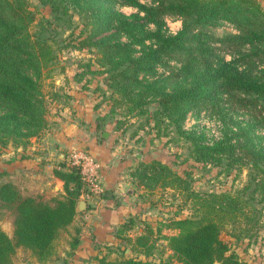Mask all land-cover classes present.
Returning a JSON list of instances; mask_svg holds the SVG:
<instances>
[{
	"label": "trees",
	"instance_id": "1",
	"mask_svg": "<svg viewBox=\"0 0 264 264\" xmlns=\"http://www.w3.org/2000/svg\"><path fill=\"white\" fill-rule=\"evenodd\" d=\"M56 15L77 16V46L93 47L102 67L105 84L117 98L115 104L144 113L150 100L156 120H167L192 145L195 160L249 167L247 183L233 191L190 193L198 210L188 218L172 221L176 233L167 237L166 249L178 264H244L229 253L220 238L229 231L235 239L255 233L264 200V145L255 129L264 124V11L255 0H40ZM122 7L134 11L123 14ZM178 18L181 28L166 34L163 20ZM68 18L67 22H70ZM33 19L24 0H0V143L22 147L44 125L41 100L42 69L53 61L47 41L28 34ZM226 24L235 33L221 38L211 29ZM224 55H228L226 60ZM178 63L177 67L170 62ZM158 67L166 76H156ZM30 71L29 72L26 71ZM150 80L142 81L146 75ZM205 110L222 122V139L204 144L195 130H183L189 112ZM246 116L241 123L238 115ZM53 174L62 181L63 194L50 202L21 196L11 183L0 184V209L13 213L12 236L0 229V264H13L17 247L29 250L38 262L55 254L59 233L78 214L75 206L84 191L79 174L64 164ZM138 185L151 187L159 180L187 191L183 177L159 162L130 172ZM253 187L250 192H247ZM104 196V192L100 195ZM133 221L126 219L114 235L137 252L150 255L154 239L150 227L134 239ZM71 247L78 243V229ZM124 252V250H122ZM87 264H173L122 257L117 261L95 258Z\"/></svg>",
	"mask_w": 264,
	"mask_h": 264
},
{
	"label": "rangeland",
	"instance_id": "2",
	"mask_svg": "<svg viewBox=\"0 0 264 264\" xmlns=\"http://www.w3.org/2000/svg\"><path fill=\"white\" fill-rule=\"evenodd\" d=\"M255 1L264 11V0ZM24 2L33 19L28 35L33 39H45L51 46L54 59L41 70L44 125L36 135L28 139L24 148L15 146L11 141L0 143V184H13L18 180V185H13L21 196H25L27 191L22 189L21 184L28 185V180L23 182L19 173L10 175L8 166L14 165L21 155H25V149L32 144L40 145L42 153L50 152L54 144V139L51 138L52 130L64 132L66 129L67 132L73 133L74 147L64 151L63 159L57 158L50 162L55 168H59V164H64L67 168V156L71 151L81 150L92 156L88 152L91 142L101 145L105 143L109 144L108 152L113 154L111 160L118 161L117 159L122 155L128 156L133 165L130 172L142 165L159 162L185 179L187 191L178 189L175 184H171L172 188L162 187L159 185L161 180L151 187L138 185V181L133 182L140 211L139 216L126 218L133 221L128 234L134 239L146 228L145 224L150 227L154 239L150 255L138 253L137 249L127 242H84L87 248L84 251L79 248L80 242H78L72 248V238L76 236L75 229L81 226L77 214L71 225L59 233L55 254L50 259L43 263L38 262L29 250L17 247L12 256L13 264H72L73 260L75 264H87L101 257L106 258L107 261L133 257L178 264L172 253L166 249L167 237L176 233L172 226L173 220L188 218L198 210L197 204L189 198L191 197L189 194L241 189L247 183L249 167L229 165L225 159L217 164L195 160L189 140L180 136L167 120L156 122L151 114L155 108L154 99L143 107L146 109L144 113L139 112L138 109L128 110L125 105L115 104L113 98L117 96L105 84L106 73L95 61L98 55L96 50L93 47L77 46L78 27L75 26L78 22L77 16L73 15L69 18L68 15H59L60 19H57L48 4L40 0H24ZM119 11L127 15L134 10L122 7ZM68 18L70 22H67ZM180 28L181 21L178 18L166 17L163 20V30L166 34L173 35ZM211 32L213 36L221 38L225 34L235 33V30L231 26L222 24L211 29ZM224 58L228 60L229 56L224 55ZM170 66L177 67L178 63L171 61ZM26 72L31 74L28 70ZM154 72L156 76L161 77L168 73L164 67H158ZM139 78L142 81L151 79L148 74L140 75ZM5 110V107L0 106V114ZM237 119L243 123L247 118L245 114H240ZM182 129L201 132L204 136V144L208 146L213 141L222 139L223 136L222 122L205 110L197 113L189 112L182 123ZM79 131L91 141L85 142V137L82 138ZM255 136L264 145V124L255 129ZM137 154L139 157H136ZM26 155V157H35L31 152ZM41 155L43 159L45 156ZM51 164L47 166L49 169ZM252 188L250 187L247 192ZM61 195L50 193L46 197H39L43 201L50 202ZM255 197L254 206L259 211L255 233L250 237L238 239L230 236L229 231H222L220 234V238L229 246V253L234 254L237 260L244 264H264V200L256 202L259 196L255 194ZM12 222V211L0 209V229L8 236H12ZM78 230L77 237L82 231Z\"/></svg>",
	"mask_w": 264,
	"mask_h": 264
},
{
	"label": "crops",
	"instance_id": "3",
	"mask_svg": "<svg viewBox=\"0 0 264 264\" xmlns=\"http://www.w3.org/2000/svg\"><path fill=\"white\" fill-rule=\"evenodd\" d=\"M52 131L51 138L54 139V144L50 152L42 153L40 152V145L32 144L31 147L25 149V155H21L14 165L8 166L10 175L19 173L24 180L23 182L28 180V185L21 184L22 189L27 191L25 196L46 197L50 193L63 194L62 181L54 176L55 165L50 162L57 158L63 159L64 151L74 147L73 142L75 140L72 138L73 133L67 132L66 129L64 132L61 130ZM78 133L82 138L85 137V142L91 141L83 132L79 131ZM81 144L79 143V145ZM91 144L88 152L100 165L98 175L104 196L96 202L84 200L82 195L78 199L84 201L83 210L79 211L77 215L81 225L78 229L82 230L78 237L79 248L82 251L87 249L84 242H120L114 235L116 229L126 218L139 216L140 211L137 201L138 195L132 186L134 181L130 177L133 165L128 156L122 155L120 159H117L118 161H113L111 160L112 152H108L109 144L101 145L93 142ZM36 150H39V153L35 152ZM30 152L35 155L34 158H31L32 156L26 157V153ZM36 154L40 155L36 156ZM41 154H44V160ZM112 161L113 164H111ZM50 164L49 169L47 166ZM18 183L17 180L13 184L17 186ZM72 264H75V260L72 261Z\"/></svg>",
	"mask_w": 264,
	"mask_h": 264
},
{
	"label": "built area",
	"instance_id": "4",
	"mask_svg": "<svg viewBox=\"0 0 264 264\" xmlns=\"http://www.w3.org/2000/svg\"><path fill=\"white\" fill-rule=\"evenodd\" d=\"M67 166L74 169L83 183L84 191L81 193L84 200L96 202L104 192L99 181V163L88 153L73 150L67 156Z\"/></svg>",
	"mask_w": 264,
	"mask_h": 264
},
{
	"label": "water",
	"instance_id": "5",
	"mask_svg": "<svg viewBox=\"0 0 264 264\" xmlns=\"http://www.w3.org/2000/svg\"><path fill=\"white\" fill-rule=\"evenodd\" d=\"M136 157H139V154H137ZM83 207H84V201H82V200H78V201L76 202V206H75L76 211H81V210H83ZM125 251L128 252V250H125Z\"/></svg>",
	"mask_w": 264,
	"mask_h": 264
}]
</instances>
